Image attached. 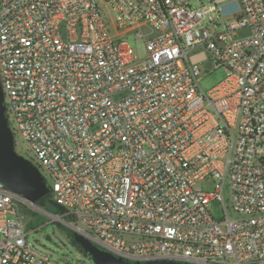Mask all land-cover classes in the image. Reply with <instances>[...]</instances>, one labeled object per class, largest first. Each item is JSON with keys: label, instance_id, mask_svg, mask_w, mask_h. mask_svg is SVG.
Segmentation results:
<instances>
[{"label": "built area", "instance_id": "2783aa9c", "mask_svg": "<svg viewBox=\"0 0 264 264\" xmlns=\"http://www.w3.org/2000/svg\"><path fill=\"white\" fill-rule=\"evenodd\" d=\"M0 86L13 140L94 246L264 264V0H0ZM19 203L0 184V264H56Z\"/></svg>", "mask_w": 264, "mask_h": 264}, {"label": "rangeland", "instance_id": "374dc122", "mask_svg": "<svg viewBox=\"0 0 264 264\" xmlns=\"http://www.w3.org/2000/svg\"><path fill=\"white\" fill-rule=\"evenodd\" d=\"M124 40L133 50L138 60L145 57V46L142 40H136L132 33H128L124 37ZM223 77L224 72L222 70L212 71L210 74L204 75L201 78L199 87L203 92H208ZM14 143L17 154L27 158L28 154H26L25 145L17 136L14 137ZM209 188L208 185L204 186L205 190H209ZM27 206L30 212L25 215L18 208V216L28 231V241L42 246L49 252L51 260L56 264H93V262L85 258L78 248L73 245L74 243L70 238L71 229L63 224V222L69 223L68 219L61 217L60 214L49 212L52 214L50 216L37 208L30 205ZM211 210L215 218H221L223 216L221 206L217 203L211 204ZM228 216L229 218L235 217L230 212H228Z\"/></svg>", "mask_w": 264, "mask_h": 264}, {"label": "water", "instance_id": "95a60500", "mask_svg": "<svg viewBox=\"0 0 264 264\" xmlns=\"http://www.w3.org/2000/svg\"><path fill=\"white\" fill-rule=\"evenodd\" d=\"M0 184L30 206L52 216L51 213L37 207L35 203L48 193L47 185L39 170L28 160L17 154L14 140L3 104V93L0 86ZM71 229L70 238L74 245L93 264H181L173 261H152L146 263H128L94 246L82 234L72 229L69 223L63 222ZM187 264V263H183Z\"/></svg>", "mask_w": 264, "mask_h": 264}, {"label": "trees", "instance_id": "16d2710c", "mask_svg": "<svg viewBox=\"0 0 264 264\" xmlns=\"http://www.w3.org/2000/svg\"><path fill=\"white\" fill-rule=\"evenodd\" d=\"M35 205L47 212L56 213L62 215L64 210L60 207H58L54 202L51 201L49 194L45 195L43 198L38 200ZM18 208L21 211V213H24L27 215L28 212H30L28 209V206L26 204L19 203ZM70 221V220H68ZM74 245V244H73ZM79 250V249H78ZM80 251V250H79ZM81 252V251H80Z\"/></svg>", "mask_w": 264, "mask_h": 264}, {"label": "flooded vegetation", "instance_id": "af4514ba", "mask_svg": "<svg viewBox=\"0 0 264 264\" xmlns=\"http://www.w3.org/2000/svg\"><path fill=\"white\" fill-rule=\"evenodd\" d=\"M85 258H88V257H86L85 255H83Z\"/></svg>", "mask_w": 264, "mask_h": 264}]
</instances>
